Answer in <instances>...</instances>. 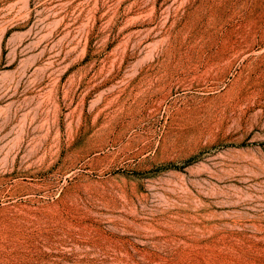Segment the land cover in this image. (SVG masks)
I'll use <instances>...</instances> for the list:
<instances>
[{
    "label": "rangeland",
    "instance_id": "obj_1",
    "mask_svg": "<svg viewBox=\"0 0 264 264\" xmlns=\"http://www.w3.org/2000/svg\"><path fill=\"white\" fill-rule=\"evenodd\" d=\"M0 175V264H264V0H0Z\"/></svg>",
    "mask_w": 264,
    "mask_h": 264
},
{
    "label": "bare ground",
    "instance_id": "obj_2",
    "mask_svg": "<svg viewBox=\"0 0 264 264\" xmlns=\"http://www.w3.org/2000/svg\"><path fill=\"white\" fill-rule=\"evenodd\" d=\"M100 149H102V148H100ZM45 158H46V156L43 155V156L38 157V160L41 161V162H44ZM240 159H242V155L241 154L228 156V157H223L222 163L225 164V165H228L229 163H232V162H238ZM4 179L5 178L0 175V181H2Z\"/></svg>",
    "mask_w": 264,
    "mask_h": 264
}]
</instances>
